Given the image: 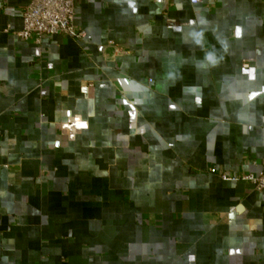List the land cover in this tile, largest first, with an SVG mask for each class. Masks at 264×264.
<instances>
[{
  "label": "crops",
  "instance_id": "obj_1",
  "mask_svg": "<svg viewBox=\"0 0 264 264\" xmlns=\"http://www.w3.org/2000/svg\"><path fill=\"white\" fill-rule=\"evenodd\" d=\"M28 2L0 0V264H264V192L219 176L264 160V0H80L83 40L39 43Z\"/></svg>",
  "mask_w": 264,
  "mask_h": 264
},
{
  "label": "built area",
  "instance_id": "obj_2",
  "mask_svg": "<svg viewBox=\"0 0 264 264\" xmlns=\"http://www.w3.org/2000/svg\"><path fill=\"white\" fill-rule=\"evenodd\" d=\"M80 0H29L21 11L22 27L14 34L24 40L39 43L43 37L62 35L75 41L85 37V31L75 24V5ZM196 3L198 0H188ZM209 172L215 173L214 168ZM224 180H245L256 191L264 192V160L257 174H227L219 172Z\"/></svg>",
  "mask_w": 264,
  "mask_h": 264
},
{
  "label": "clouds",
  "instance_id": "obj_3",
  "mask_svg": "<svg viewBox=\"0 0 264 264\" xmlns=\"http://www.w3.org/2000/svg\"><path fill=\"white\" fill-rule=\"evenodd\" d=\"M201 23H203V21H201ZM187 35L191 38L195 45L199 46L202 51L200 60L201 66H207L211 68L217 65L223 59L222 51L227 49V44L223 40L218 41L221 46V52H218L216 48H209V46L205 43V34L203 29L190 30ZM235 35H240L239 28L235 30ZM161 75L162 79L165 81L175 80L179 76V70H165Z\"/></svg>",
  "mask_w": 264,
  "mask_h": 264
}]
</instances>
